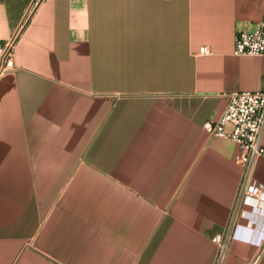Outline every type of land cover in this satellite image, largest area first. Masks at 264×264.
Masks as SVG:
<instances>
[{
  "label": "crops",
  "instance_id": "0c3cea01",
  "mask_svg": "<svg viewBox=\"0 0 264 264\" xmlns=\"http://www.w3.org/2000/svg\"><path fill=\"white\" fill-rule=\"evenodd\" d=\"M34 1L0 0V264H215L243 171L205 123L262 88L234 45L264 0ZM243 210L222 264H264Z\"/></svg>",
  "mask_w": 264,
  "mask_h": 264
},
{
  "label": "built area",
  "instance_id": "2783aa9c",
  "mask_svg": "<svg viewBox=\"0 0 264 264\" xmlns=\"http://www.w3.org/2000/svg\"><path fill=\"white\" fill-rule=\"evenodd\" d=\"M35 0L33 5H39ZM21 29L4 43H0V74L14 69V55ZM236 55L260 56L264 60V15L252 32L235 35ZM205 129L213 136L230 139L239 145L236 156L242 168V180L226 230L216 237L218 252L215 264H222L232 231L239 217L243 216V205L249 199H261L264 187L254 183L252 169L259 157H264V77L258 91H240L228 94V104L218 119L205 123Z\"/></svg>",
  "mask_w": 264,
  "mask_h": 264
}]
</instances>
